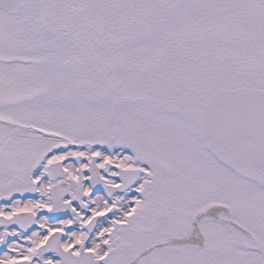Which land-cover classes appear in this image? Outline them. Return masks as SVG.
<instances>
[{
    "label": "snow or ice",
    "instance_id": "obj_1",
    "mask_svg": "<svg viewBox=\"0 0 264 264\" xmlns=\"http://www.w3.org/2000/svg\"><path fill=\"white\" fill-rule=\"evenodd\" d=\"M0 264H264V0H0Z\"/></svg>",
    "mask_w": 264,
    "mask_h": 264
}]
</instances>
